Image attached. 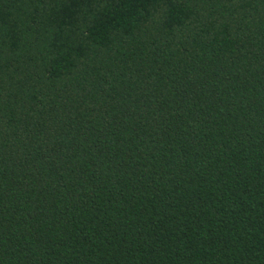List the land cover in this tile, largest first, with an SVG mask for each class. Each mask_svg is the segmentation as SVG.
Returning a JSON list of instances; mask_svg holds the SVG:
<instances>
[{
    "label": "trees",
    "instance_id": "1",
    "mask_svg": "<svg viewBox=\"0 0 264 264\" xmlns=\"http://www.w3.org/2000/svg\"><path fill=\"white\" fill-rule=\"evenodd\" d=\"M0 264H264V0H0Z\"/></svg>",
    "mask_w": 264,
    "mask_h": 264
}]
</instances>
